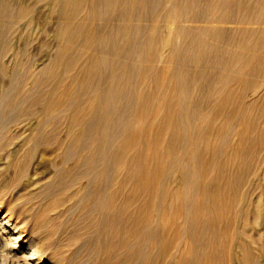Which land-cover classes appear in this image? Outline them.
<instances>
[{
  "label": "bare ground",
  "instance_id": "obj_1",
  "mask_svg": "<svg viewBox=\"0 0 264 264\" xmlns=\"http://www.w3.org/2000/svg\"><path fill=\"white\" fill-rule=\"evenodd\" d=\"M32 1L55 18L39 67L28 63L31 39L14 49L8 36L34 5L0 0L10 264H98L85 229L102 216L111 227V156L116 171H141L128 197L146 195L107 264H264V0ZM23 135L27 148H10ZM43 150L53 173L33 178L29 161ZM35 201L42 210L27 217Z\"/></svg>",
  "mask_w": 264,
  "mask_h": 264
},
{
  "label": "rangeland",
  "instance_id": "obj_2",
  "mask_svg": "<svg viewBox=\"0 0 264 264\" xmlns=\"http://www.w3.org/2000/svg\"><path fill=\"white\" fill-rule=\"evenodd\" d=\"M14 1L17 2L18 0H14ZM24 1L29 5L30 4L34 5L35 7L34 14L36 15H33L32 22H27L26 20H22L21 22H19L15 26L16 30H14V32H11L8 36L10 37L9 40L13 44L14 49H20V47H23L22 44H23L25 37L26 38L28 37L29 40L31 39L30 43L27 46V50L29 54L31 55L32 59L28 61V63H31L32 65L34 66L36 65L39 67L42 63L44 64L47 61L46 59L48 58V54L52 53L55 48L53 28H51V27H54L55 18L52 17L53 16L52 14H48L47 11L44 9V7L34 4L32 0H24ZM37 11L39 12L37 13ZM149 22L150 21L147 20L145 23L149 24ZM48 36L50 38H48ZM23 57L24 56H22V58ZM7 81H8L7 76L0 73V82L4 84V83H7ZM147 90H149V88ZM23 106L24 105H22V108L26 107V105L24 107ZM36 109L37 110L40 109L39 104L36 105ZM121 129L122 128L119 129V133H127V134H130V136L132 137L136 134V132H133L131 130L128 131L129 128L127 130L123 128L122 129L123 131ZM25 137L26 135H23V136L13 139V143L9 145L10 148H12L13 145H17L22 150L26 149L28 146V142L26 141ZM139 146L140 147L137 148L138 150H135V152L137 154L140 153V155L142 154L143 156L144 155V145L140 144ZM18 154L19 152H16L14 155L17 156ZM0 159H1V153H0ZM36 161L38 162L37 164H36ZM1 165H4V164H1ZM113 165H114L113 157L111 156V192H115V196L111 199V227L109 224H107V220L104 218V216H102L98 219L97 226L90 225V226H87L85 229V237H86L85 239L87 241V248L91 250L90 251L91 256L89 259L96 261L98 264H107V260L109 257H111V261H112L115 256H119L123 253L124 250L122 247H120V245L124 241L125 230H127L129 226V222H128L129 214L128 213L129 211H131V209H137V207L141 203L142 198H144L146 195V191L143 188H137V190L134 191L135 195H132L133 196L132 198L128 197V194L130 193V191L133 190V188H135V184H136L135 182L139 178L141 179V171L138 168H133L129 171H126L125 168H122L118 172L114 169ZM31 166L32 167L34 166V167L31 169ZM13 170H14L13 167H8L7 170H4L2 172V174L7 175L9 174V172L12 173ZM29 172L33 178L44 176L48 172H50L48 174L53 173L52 165H51V158L49 157V153L46 150H43L41 152L39 151L29 161ZM189 185L190 183L188 182L186 184H183V187L187 189ZM32 205L35 206V209L26 211L27 217H30V218L32 217L34 211H36L35 212V215H36L40 213V211L42 210V208H40L42 205L40 206L38 201H35ZM115 213L117 215L116 217L113 218V215ZM204 220H205L204 218L201 219V222H203ZM76 222L77 223H74V224L78 227L79 225L80 226L84 225L83 219H80V221L76 220ZM147 222H148L147 223L148 226H153V220L151 218L147 220ZM263 222H264V218H263ZM256 227H259V225H257ZM86 254L87 253H83L82 254L83 257H85ZM195 255H200V254L196 253ZM192 256L193 255L191 254H185V255H180L179 258L181 260H185V259L187 260V259H190Z\"/></svg>",
  "mask_w": 264,
  "mask_h": 264
},
{
  "label": "clouds",
  "instance_id": "obj_3",
  "mask_svg": "<svg viewBox=\"0 0 264 264\" xmlns=\"http://www.w3.org/2000/svg\"><path fill=\"white\" fill-rule=\"evenodd\" d=\"M12 256L7 252L6 249L0 248V264H10Z\"/></svg>",
  "mask_w": 264,
  "mask_h": 264
}]
</instances>
